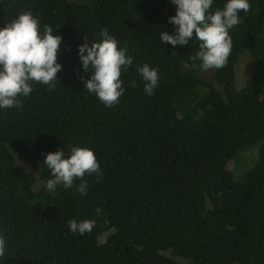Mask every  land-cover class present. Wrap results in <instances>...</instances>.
I'll return each instance as SVG.
<instances>
[{
	"label": "trees",
	"instance_id": "16d2710c",
	"mask_svg": "<svg viewBox=\"0 0 264 264\" xmlns=\"http://www.w3.org/2000/svg\"><path fill=\"white\" fill-rule=\"evenodd\" d=\"M249 4L226 64L202 70L195 35L182 47L159 41L174 31L169 0H0V28L31 10L63 37L55 87L34 83L21 107L0 110V264H264V0ZM103 28L133 57L112 107L86 91L78 57ZM245 54L253 70L238 89ZM144 63L159 74L151 97L136 71ZM257 145L256 164L236 178L229 164ZM71 146L100 164L98 179L83 178L86 196L79 178L45 187V155ZM70 219L96 223L73 234Z\"/></svg>",
	"mask_w": 264,
	"mask_h": 264
},
{
	"label": "clouds",
	"instance_id": "9594fccd",
	"mask_svg": "<svg viewBox=\"0 0 264 264\" xmlns=\"http://www.w3.org/2000/svg\"><path fill=\"white\" fill-rule=\"evenodd\" d=\"M169 3L175 10V15L168 19L174 31L162 30L160 43L182 47L195 35L199 41L195 57L200 61V68H222L232 48L229 31L241 22L240 12H248L249 0H225L214 11V0H169ZM53 33V26L41 25L39 15L31 10L18 14L0 28V110L21 107L19 98L28 97L34 83L45 85L49 90L55 87L57 73L62 70L57 59L63 37ZM99 36L100 39L91 43L85 36V42L78 47L81 68L87 74V78L81 79L88 93L94 94L105 107H112L126 91L121 76L133 66V57L108 28L101 29ZM136 71L144 81L145 95L151 97L158 86V70L144 63ZM44 164L50 170L51 178L45 185L48 192H54L57 186L71 188L79 178L77 191L86 196L88 183L83 178L95 174L98 179L102 174L93 150L86 147L71 146L68 154L63 148L49 152ZM95 223L92 219L67 222L69 231L80 235L91 233ZM5 248V239L0 235V256L4 255Z\"/></svg>",
	"mask_w": 264,
	"mask_h": 264
},
{
	"label": "rangeland",
	"instance_id": "374dc122",
	"mask_svg": "<svg viewBox=\"0 0 264 264\" xmlns=\"http://www.w3.org/2000/svg\"><path fill=\"white\" fill-rule=\"evenodd\" d=\"M75 1V0H70ZM253 70L252 60L248 54L243 55L237 66V88L242 89L246 83L247 78ZM258 147L254 146L252 148H246L242 150L239 154L229 164V170L233 171V174L236 178L243 176V174L250 170L257 161V151ZM19 164L26 170L30 168L19 160ZM40 186V182L37 184V188ZM113 231L107 232L100 237V242H105L106 239L112 234Z\"/></svg>",
	"mask_w": 264,
	"mask_h": 264
}]
</instances>
